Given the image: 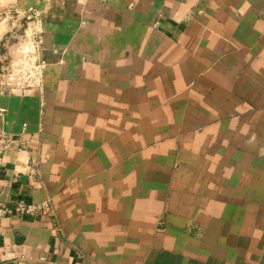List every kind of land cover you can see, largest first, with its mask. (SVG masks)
Returning <instances> with one entry per match:
<instances>
[{
    "label": "crops",
    "instance_id": "0c3cea01",
    "mask_svg": "<svg viewBox=\"0 0 264 264\" xmlns=\"http://www.w3.org/2000/svg\"><path fill=\"white\" fill-rule=\"evenodd\" d=\"M20 18L0 205L51 208L0 264H264V0H0V46Z\"/></svg>",
    "mask_w": 264,
    "mask_h": 264
},
{
    "label": "rangeland",
    "instance_id": "374dc122",
    "mask_svg": "<svg viewBox=\"0 0 264 264\" xmlns=\"http://www.w3.org/2000/svg\"><path fill=\"white\" fill-rule=\"evenodd\" d=\"M13 22L14 26L11 27H13L14 31L8 32V35L4 38V40L9 39V45L4 42L5 44L2 43L0 46V82L14 83L27 88L36 83L35 75L33 74L35 66L31 62H25L22 65L16 62L19 61L18 57L20 59L23 58H21V55L33 60L26 46L29 42V34L26 33V23L22 18L14 19L11 24ZM14 74L16 78L13 77Z\"/></svg>",
    "mask_w": 264,
    "mask_h": 264
},
{
    "label": "built area",
    "instance_id": "2783aa9c",
    "mask_svg": "<svg viewBox=\"0 0 264 264\" xmlns=\"http://www.w3.org/2000/svg\"><path fill=\"white\" fill-rule=\"evenodd\" d=\"M12 145V138L5 133L0 132V168L3 166V154ZM50 201H42L38 203H27L19 200L12 206L0 205V220L12 215L38 216L49 213Z\"/></svg>",
    "mask_w": 264,
    "mask_h": 264
}]
</instances>
